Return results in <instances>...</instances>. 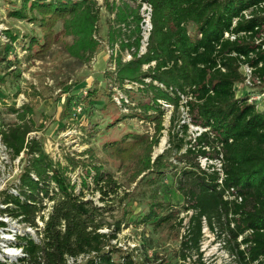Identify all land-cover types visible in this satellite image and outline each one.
I'll use <instances>...</instances> for the list:
<instances>
[{"label":"trees","instance_id":"1","mask_svg":"<svg viewBox=\"0 0 264 264\" xmlns=\"http://www.w3.org/2000/svg\"><path fill=\"white\" fill-rule=\"evenodd\" d=\"M143 2L153 6V27L147 51L139 55ZM263 3L264 0H121L118 5L106 6L114 14L109 40L113 47L119 45L113 86L124 89L126 81L137 82L136 89L125 90L134 102L129 108L155 124L154 136L134 134L130 142L122 139L108 149L118 158L129 150L137 151L132 182L147 173L156 174L151 183H156L157 178L172 177L171 187L185 201L183 210L191 212L180 246L179 259L184 262L194 256L201 258L206 224L212 232L225 237V245L238 264H264V102L250 101L249 94L237 89L244 81L245 65L264 85ZM27 10L37 14L32 19L39 22L44 33L43 43L34 38L31 44L40 54L55 43L58 21L63 22V33L72 38L67 46L71 56L89 61L99 49L94 37L100 21L97 0H22L15 15L26 18ZM8 36L12 41L16 39L12 34ZM127 50L133 59L124 62L122 52ZM134 91L150 96L146 109L140 110ZM163 101L172 108L168 128L164 125L168 108ZM182 108L189 122L203 129L194 143L189 140L188 123L182 122ZM16 113L21 123L0 133L13 157L23 153L26 162L14 190L2 192L1 202L10 205L0 211L31 225H37L40 216L45 224L40 239L28 235L18 239L28 254L20 259L21 264H69L70 258L75 259L73 264H143L113 244L122 222L103 231L109 225L104 221L108 210L85 198L84 185L91 190L86 177L79 189L68 174L70 166L55 161L39 140H27L34 128L26 122V112L18 109ZM165 129L168 147L152 160L153 148ZM173 155L182 166L171 161ZM200 156H222V180L216 170L201 167ZM88 175L103 200L115 198L120 185L113 175L100 166ZM152 199L138 223L151 224L155 229L177 221L179 228H184V218H178L180 211L162 202L156 193ZM118 252L120 256L115 257ZM79 256L85 259L78 262ZM194 264L203 263L195 260Z\"/></svg>","mask_w":264,"mask_h":264},{"label":"rangeland","instance_id":"2","mask_svg":"<svg viewBox=\"0 0 264 264\" xmlns=\"http://www.w3.org/2000/svg\"><path fill=\"white\" fill-rule=\"evenodd\" d=\"M97 1L100 21L94 37L100 46L89 61H84L67 52L72 38L63 33L62 21H58L54 28L55 43L49 51L40 54L39 49L31 48L34 38L44 42L39 22L32 19L37 14L27 10V17L21 18L15 15V11L21 9L22 0H0V131L21 123L16 110L26 112V122L34 128L27 135V140H39L55 161L70 166L68 174L77 182L79 189L86 177L91 190L84 185L85 198L107 208L104 221L110 226L103 231L122 222L118 238L113 241L122 253L132 254L143 264H194L195 260L203 264H238L225 245V237L212 232L206 224L201 241V258L194 256L186 262L180 260L181 241L191 212L183 210L185 201L171 187L172 177L157 178L156 183H151L156 174L147 173L132 182L139 158L137 151L129 150L123 158H118L108 149L122 139L130 142L134 134L154 136L155 124L142 119L130 108L126 111L114 101L116 88L112 79L116 66L111 54L113 45L108 36L114 14L106 6L118 5L121 0ZM8 34L16 39L12 41ZM122 55L126 57V52ZM238 87L249 94L251 100L264 102V85L254 82L249 87ZM134 97L135 102L140 103V110L149 106L150 96L135 92ZM171 113L170 107L164 116L167 128ZM177 116L181 119V114ZM163 140L165 144L161 147ZM167 147L168 130L165 129L159 144L153 148L152 160L163 154ZM23 156L17 163L11 153L0 162V203L2 192L13 191L19 181L26 162ZM175 156L171 161L182 166L183 163ZM71 160L78 165L74 167ZM96 166L113 175L120 185L115 198L103 200L101 193L94 189L88 173H94ZM155 193L162 202L180 211L178 218H184V228H179L177 221L155 229L151 224L138 223L148 212ZM114 256L119 257L120 253Z\"/></svg>","mask_w":264,"mask_h":264},{"label":"built area","instance_id":"3","mask_svg":"<svg viewBox=\"0 0 264 264\" xmlns=\"http://www.w3.org/2000/svg\"><path fill=\"white\" fill-rule=\"evenodd\" d=\"M264 7V3L262 4ZM152 12H153V6L149 2H143L141 4L140 8V15H141V45L139 48V55L144 54L147 51L148 44H149V37L152 31ZM229 36V34H227ZM232 39L235 38V36H231ZM133 50V49H132ZM119 52V45L116 44L111 49L112 57L114 58V64H115V58L117 57ZM133 59V54L130 51H126V57L123 56V61H130ZM155 62H152L151 65H154ZM150 65V64H149ZM149 65H145L144 67L147 68ZM244 70V71H243ZM242 72L244 74V81L242 83H239V86L245 85L246 87L254 85V82L259 83L260 81L253 77V69L245 65L242 67ZM146 81H150V79H146ZM237 85V89L240 90V88ZM139 86L137 82H129L126 81L124 84V89H120L119 87L113 86L116 91V94L114 95V101L117 103L118 106L123 107L126 111L129 110L130 106L134 105V102H132L131 97L128 95V93L125 90H132L136 89ZM250 101L251 96H250ZM256 102V101H255ZM163 104L166 108H170L171 105L167 104L163 101ZM261 104V103H259ZM184 111V120L182 122H187L189 125V140L194 143L197 139V136L201 134L203 129L199 126H195L189 122L188 114L182 108ZM191 146V144H190ZM12 150L5 144V142L2 139V135L0 133V162L7 159L8 154H11ZM23 154V153H22ZM22 154L17 157L15 160L17 163L20 162V159L22 157ZM14 160V161H15ZM199 162L202 168H208L212 170H216L221 175V180L224 177L223 172V159L222 156L220 157H211V156H200ZM0 185H1V178H0ZM1 186H0V193H1ZM10 204H3L0 203V210L6 209ZM44 212V215L47 218L48 211ZM44 221L40 218V216L37 218V225H31L30 223L21 222L20 218H15L12 215H9L7 212H1L0 211V264H21L20 259L26 258L28 256L27 252L24 250L22 246H20L17 241L22 235H28L30 237L40 239L42 237L41 230L44 228ZM85 259L84 256H79L77 258L78 262H81ZM75 262V259L70 258L68 260L69 264H73Z\"/></svg>","mask_w":264,"mask_h":264},{"label":"bare ground","instance_id":"4","mask_svg":"<svg viewBox=\"0 0 264 264\" xmlns=\"http://www.w3.org/2000/svg\"><path fill=\"white\" fill-rule=\"evenodd\" d=\"M164 142H165V140L162 141V143H161V147H163V145L165 144Z\"/></svg>","mask_w":264,"mask_h":264}]
</instances>
